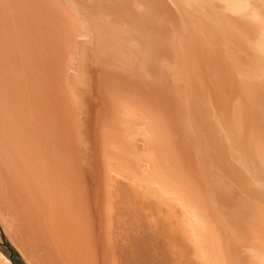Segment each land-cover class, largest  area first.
I'll list each match as a JSON object with an SVG mask.
<instances>
[{
    "label": "bare ground",
    "instance_id": "1",
    "mask_svg": "<svg viewBox=\"0 0 264 264\" xmlns=\"http://www.w3.org/2000/svg\"><path fill=\"white\" fill-rule=\"evenodd\" d=\"M0 233L27 264H264V0H0Z\"/></svg>",
    "mask_w": 264,
    "mask_h": 264
},
{
    "label": "rangeland",
    "instance_id": "2",
    "mask_svg": "<svg viewBox=\"0 0 264 264\" xmlns=\"http://www.w3.org/2000/svg\"><path fill=\"white\" fill-rule=\"evenodd\" d=\"M0 247L5 250L6 254L9 256V258L14 262V264H24L25 262L21 255L18 253V251L13 247V245L9 242L7 238H5V235L0 233ZM26 263V262H25ZM27 264V263H26Z\"/></svg>",
    "mask_w": 264,
    "mask_h": 264
},
{
    "label": "trees",
    "instance_id": "3",
    "mask_svg": "<svg viewBox=\"0 0 264 264\" xmlns=\"http://www.w3.org/2000/svg\"><path fill=\"white\" fill-rule=\"evenodd\" d=\"M22 263L26 264L25 262H23L22 260H20Z\"/></svg>",
    "mask_w": 264,
    "mask_h": 264
}]
</instances>
